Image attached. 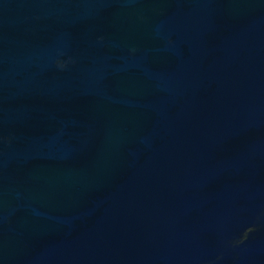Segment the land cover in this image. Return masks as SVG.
<instances>
[{"label":"water","instance_id":"1","mask_svg":"<svg viewBox=\"0 0 264 264\" xmlns=\"http://www.w3.org/2000/svg\"><path fill=\"white\" fill-rule=\"evenodd\" d=\"M0 264H264V0H0Z\"/></svg>","mask_w":264,"mask_h":264}]
</instances>
